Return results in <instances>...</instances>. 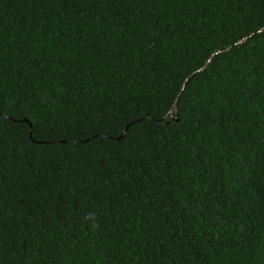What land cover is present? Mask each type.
Segmentation results:
<instances>
[{
	"label": "trees",
	"instance_id": "trees-1",
	"mask_svg": "<svg viewBox=\"0 0 264 264\" xmlns=\"http://www.w3.org/2000/svg\"><path fill=\"white\" fill-rule=\"evenodd\" d=\"M0 264H264V0H0Z\"/></svg>",
	"mask_w": 264,
	"mask_h": 264
},
{
	"label": "water",
	"instance_id": "water-1",
	"mask_svg": "<svg viewBox=\"0 0 264 264\" xmlns=\"http://www.w3.org/2000/svg\"><path fill=\"white\" fill-rule=\"evenodd\" d=\"M262 30H263V29H262ZM244 41H245V39L239 41V43H242V42H244ZM212 58H213V56H212V57L206 62V64L200 69V71L203 70V69H205V67H206L207 64L212 60ZM176 104H177V100L175 101L173 107L171 108L170 113H172V112L175 110ZM152 119H153V118H152ZM22 121H27V120L24 119V120H22ZM157 121H158V122H162V118L157 119ZM133 122H134V121H132L130 124H132ZM130 124H129V125H130ZM129 125L126 126V128L124 129V131H122V133H121L116 139L120 140V139H122V138L125 136L126 131H127L128 127H129ZM30 127H31V130H32V126H31V124H30ZM109 138H110V137H109Z\"/></svg>",
	"mask_w": 264,
	"mask_h": 264
}]
</instances>
